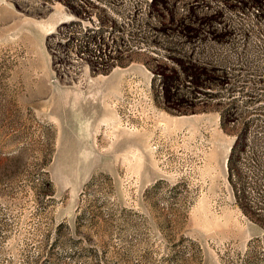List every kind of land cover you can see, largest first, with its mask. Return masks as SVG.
<instances>
[{"label":"rangeland","instance_id":"1","mask_svg":"<svg viewBox=\"0 0 264 264\" xmlns=\"http://www.w3.org/2000/svg\"><path fill=\"white\" fill-rule=\"evenodd\" d=\"M63 13L0 0V264H264V27L247 71L194 38L95 68L59 51Z\"/></svg>","mask_w":264,"mask_h":264},{"label":"built area","instance_id":"2","mask_svg":"<svg viewBox=\"0 0 264 264\" xmlns=\"http://www.w3.org/2000/svg\"><path fill=\"white\" fill-rule=\"evenodd\" d=\"M41 1L46 5L57 2L62 7L64 13L52 30L54 42L60 52L75 56V66L85 63L98 68L129 49L146 50L150 47L144 41L147 38L175 43L194 38L202 40L199 49L204 48L206 53L197 56L205 55L200 59L205 64L226 60L228 65L247 71L248 61H241L245 56L241 46L249 45L250 33L257 24L264 27V20L257 16L258 3L246 0ZM223 2L232 4V8L216 11ZM95 4H103L106 22H97ZM94 23L103 25L99 37H89L88 26ZM184 51L183 56H193Z\"/></svg>","mask_w":264,"mask_h":264},{"label":"trees","instance_id":"3","mask_svg":"<svg viewBox=\"0 0 264 264\" xmlns=\"http://www.w3.org/2000/svg\"><path fill=\"white\" fill-rule=\"evenodd\" d=\"M233 151H234V144L230 145L229 151L226 157V167L228 170H232L233 168Z\"/></svg>","mask_w":264,"mask_h":264},{"label":"bare ground","instance_id":"4","mask_svg":"<svg viewBox=\"0 0 264 264\" xmlns=\"http://www.w3.org/2000/svg\"><path fill=\"white\" fill-rule=\"evenodd\" d=\"M95 5H103V4H95ZM259 7V4L257 5V8ZM94 14H95V6H94ZM258 16V15H257ZM96 20H98V18H97V16H96ZM91 25H94V24H91ZM91 25H89V26H91ZM89 34V33H88ZM89 37H90V35H89ZM130 50H136V49H129V50H127V51H130ZM126 51V52H127ZM125 52V53H126ZM125 53H123V54H125ZM101 64H108V63H100V65Z\"/></svg>","mask_w":264,"mask_h":264}]
</instances>
